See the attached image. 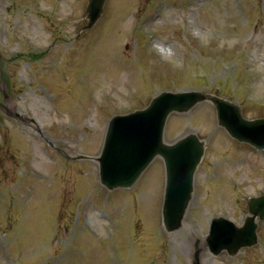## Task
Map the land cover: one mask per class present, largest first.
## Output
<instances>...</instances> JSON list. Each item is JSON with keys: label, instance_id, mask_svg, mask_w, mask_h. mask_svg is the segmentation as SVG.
<instances>
[{"label": "rangeland", "instance_id": "rangeland-1", "mask_svg": "<svg viewBox=\"0 0 264 264\" xmlns=\"http://www.w3.org/2000/svg\"><path fill=\"white\" fill-rule=\"evenodd\" d=\"M87 4L0 0V52L8 61L0 57L1 102L9 85L1 109L11 112L17 102L42 131L0 111V264H191L209 215L226 211L241 222L247 205L235 192H264V151L231 141L212 102L172 114L166 128L168 142L197 131L208 144L185 223L174 233L163 229L161 158L133 188L108 192L93 160L64 162L48 143L95 157L113 115L142 109L165 89L197 88L236 100L246 117L264 116V0H107L98 24L74 38L88 22ZM32 42L42 45L39 54L29 55ZM39 150L49 161L36 170L53 167L36 177L27 172H35ZM258 232L259 244L234 257L203 251L205 264H264V221Z\"/></svg>", "mask_w": 264, "mask_h": 264}, {"label": "water", "instance_id": "water-1", "mask_svg": "<svg viewBox=\"0 0 264 264\" xmlns=\"http://www.w3.org/2000/svg\"><path fill=\"white\" fill-rule=\"evenodd\" d=\"M104 3L105 0H90L87 8L89 26L101 16ZM204 99L205 95L197 93L164 92L155 97L148 108L114 117L99 159L101 181L112 190L131 187L156 156L164 158L168 174L164 219L168 229L177 227L191 198L193 174L203 155V143L195 135L183 137L173 144L165 143L166 121L173 111H186ZM213 100L218 108L220 124L233 137L264 148V119L246 120L237 106L219 98ZM261 206L262 199L251 202L253 212ZM255 228L252 219L244 229L238 230L221 219L217 220L212 231V236L218 238L215 240L218 248L214 252L228 248L231 253H236L242 243L233 239L237 236L243 238L247 245H253ZM219 233L224 236H217Z\"/></svg>", "mask_w": 264, "mask_h": 264}, {"label": "bare ground", "instance_id": "bare-ground-1", "mask_svg": "<svg viewBox=\"0 0 264 264\" xmlns=\"http://www.w3.org/2000/svg\"><path fill=\"white\" fill-rule=\"evenodd\" d=\"M170 20H174L172 17H170V16H167ZM154 23V20L153 19H150L149 21H146L145 23H150V26H151V23ZM147 25V24H146ZM147 26H149V25H147ZM164 50H166V49H164Z\"/></svg>", "mask_w": 264, "mask_h": 264}]
</instances>
